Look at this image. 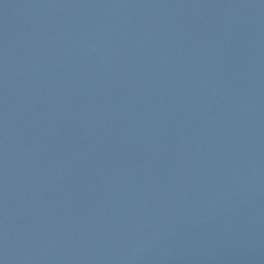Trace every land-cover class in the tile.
I'll return each instance as SVG.
<instances>
[{"label":"water","instance_id":"1","mask_svg":"<svg viewBox=\"0 0 264 264\" xmlns=\"http://www.w3.org/2000/svg\"><path fill=\"white\" fill-rule=\"evenodd\" d=\"M0 264H264V0H0Z\"/></svg>","mask_w":264,"mask_h":264}]
</instances>
